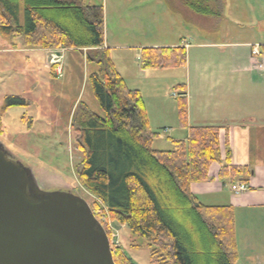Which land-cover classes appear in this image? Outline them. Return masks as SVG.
<instances>
[{
	"label": "trees",
	"instance_id": "obj_1",
	"mask_svg": "<svg viewBox=\"0 0 264 264\" xmlns=\"http://www.w3.org/2000/svg\"><path fill=\"white\" fill-rule=\"evenodd\" d=\"M185 5L203 17L219 16L217 0H185ZM0 35L19 38L25 49H87V60L97 65L90 81L105 116L86 111L77 118V147L84 154L77 177L94 198L90 207L110 240L103 213L144 240L131 247H148L149 264L237 263L233 209L204 206L191 193V185L208 181L211 165L221 161L220 128L191 127L187 140H174L172 150H154L159 133L150 126L143 95L128 87L110 51L102 49V6L77 0H0ZM186 60L181 47L146 48L141 66L177 69ZM181 89L185 92L184 86L175 88ZM177 101L186 126L187 99ZM4 129L0 115V136ZM245 171L225 165L219 177L245 182ZM113 256L116 264H134L122 247L113 249Z\"/></svg>",
	"mask_w": 264,
	"mask_h": 264
},
{
	"label": "crops",
	"instance_id": "obj_2",
	"mask_svg": "<svg viewBox=\"0 0 264 264\" xmlns=\"http://www.w3.org/2000/svg\"><path fill=\"white\" fill-rule=\"evenodd\" d=\"M92 5L103 7L102 49L110 51L129 87L143 95L150 126L165 129L171 147L174 140H187L191 127L220 128L221 161L211 165L208 181L191 185V193L204 206L233 209L236 264H264V0H217L218 17L195 14L185 0H99ZM178 47L186 50L185 66L142 68L143 49ZM256 47L259 55H253ZM30 50L50 54L48 67L62 73L51 54L60 59L65 49ZM83 52L88 55L87 49ZM179 85L185 87L176 92L187 99L186 126L178 105H161ZM225 165L247 170L241 180L248 191L235 193L232 186L240 181L220 179Z\"/></svg>",
	"mask_w": 264,
	"mask_h": 264
},
{
	"label": "rangeland",
	"instance_id": "obj_3",
	"mask_svg": "<svg viewBox=\"0 0 264 264\" xmlns=\"http://www.w3.org/2000/svg\"><path fill=\"white\" fill-rule=\"evenodd\" d=\"M77 1L87 5L99 2ZM60 55L58 66L62 73L56 74V70L48 67L50 54L25 49L19 38L0 35V115L5 126L0 140L19 160L33 168L41 187L46 190L68 188L90 205L94 198L78 183L77 172L84 154L77 147L75 129L77 118L86 111L101 117L105 116V111L96 100L90 81L95 66L87 60L83 50H64ZM174 94L176 90L171 89L161 105L168 108L178 105L172 98ZM146 100L151 109V98ZM152 130L160 136L154 142V150L173 149L166 139L170 135L165 134V129L153 127ZM100 207L104 209L102 204ZM103 217L106 228L111 231L112 249L122 247L134 264H149L148 247H131L133 242L144 244V240L114 223L108 214L103 213Z\"/></svg>",
	"mask_w": 264,
	"mask_h": 264
},
{
	"label": "water",
	"instance_id": "obj_4",
	"mask_svg": "<svg viewBox=\"0 0 264 264\" xmlns=\"http://www.w3.org/2000/svg\"><path fill=\"white\" fill-rule=\"evenodd\" d=\"M0 264H116L89 203L68 188L41 187L1 140Z\"/></svg>",
	"mask_w": 264,
	"mask_h": 264
},
{
	"label": "built area",
	"instance_id": "obj_5",
	"mask_svg": "<svg viewBox=\"0 0 264 264\" xmlns=\"http://www.w3.org/2000/svg\"><path fill=\"white\" fill-rule=\"evenodd\" d=\"M259 54V50L258 48L256 47L254 50H253V55H258ZM58 57L56 55H52V61L53 62H58ZM174 97L176 98L177 96L174 95ZM249 189V186L248 184L246 183H236L232 186V190L235 192V193H244L246 191H248Z\"/></svg>",
	"mask_w": 264,
	"mask_h": 264
}]
</instances>
